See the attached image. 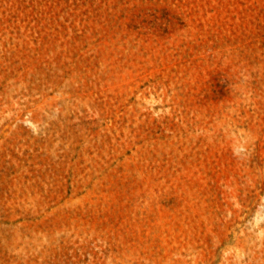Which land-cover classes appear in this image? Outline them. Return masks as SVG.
Masks as SVG:
<instances>
[{
  "label": "rangeland",
  "instance_id": "obj_1",
  "mask_svg": "<svg viewBox=\"0 0 264 264\" xmlns=\"http://www.w3.org/2000/svg\"><path fill=\"white\" fill-rule=\"evenodd\" d=\"M0 264H264V0H0Z\"/></svg>",
  "mask_w": 264,
  "mask_h": 264
}]
</instances>
